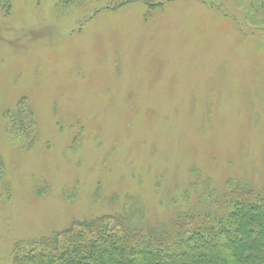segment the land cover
Listing matches in <instances>:
<instances>
[{"label":"rangeland","instance_id":"374dc122","mask_svg":"<svg viewBox=\"0 0 264 264\" xmlns=\"http://www.w3.org/2000/svg\"><path fill=\"white\" fill-rule=\"evenodd\" d=\"M114 1L0 5V264L17 241L100 216L170 231L202 212L205 181L216 201L264 190L254 0ZM18 106L33 119L21 137Z\"/></svg>","mask_w":264,"mask_h":264},{"label":"trees","instance_id":"16d2710c","mask_svg":"<svg viewBox=\"0 0 264 264\" xmlns=\"http://www.w3.org/2000/svg\"><path fill=\"white\" fill-rule=\"evenodd\" d=\"M8 1L0 0L3 9ZM135 1L115 0L112 8ZM144 1L150 9L162 4ZM251 8L264 17V0H254ZM6 116L10 134L31 132L29 109L18 106ZM201 192L202 212L179 218L170 231L130 229L118 216H100L51 236L15 242L10 264H264V190L231 184L216 201L215 189L205 181Z\"/></svg>","mask_w":264,"mask_h":264}]
</instances>
